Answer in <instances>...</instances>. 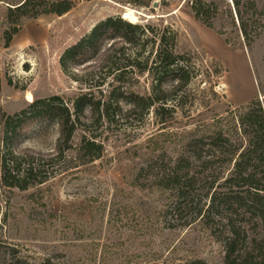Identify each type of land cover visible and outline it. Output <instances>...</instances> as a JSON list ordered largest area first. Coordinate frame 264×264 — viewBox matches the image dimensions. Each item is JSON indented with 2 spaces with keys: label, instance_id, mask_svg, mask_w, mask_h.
<instances>
[{
  "label": "rangeland",
  "instance_id": "rangeland-1",
  "mask_svg": "<svg viewBox=\"0 0 264 264\" xmlns=\"http://www.w3.org/2000/svg\"><path fill=\"white\" fill-rule=\"evenodd\" d=\"M254 1L264 7V0ZM187 3L158 0L157 8L151 5V11L113 0H77L63 15L23 20L10 44L1 46L0 108L6 113L20 111L35 98L59 96L67 100L89 92L102 99L113 88L117 89L114 96L120 110L115 108L113 97L109 109L114 113L112 122L101 119L91 123L85 111L83 119L90 132L103 143L100 158L76 171L65 170L27 191L0 189V264H7L13 252L30 261L52 257L58 262L81 264L88 258L83 263L87 264L94 259L89 250L95 244L99 245L96 264L103 249L104 264H193L197 259L204 264H224L218 219L201 218L196 207L181 211L169 208L167 193L156 189L150 178L140 177L136 185L131 183L133 173L149 158L163 160L165 165L185 154L182 145L187 131L201 130L203 121L226 116L264 93V33L247 49L224 12L220 11L223 18L217 23V27L223 24L224 33L219 34L197 22ZM218 3L222 9L231 6L230 0ZM123 7L147 14L143 17L137 13L135 23L150 24L154 32L148 33L153 39L146 41L138 31L131 36L132 45L116 42L115 50L121 47L116 65L131 69L128 56L132 58L133 46L144 47L140 58H148L150 65L158 47L157 34L169 36L170 29L176 32V50L186 55L193 71L190 83L179 94L180 107L173 117L163 114L164 123L152 109L139 122L124 115V87L111 77L104 78L106 71L99 69L102 62L97 55L69 69L60 64V56L68 47L99 21L121 16ZM5 9L6 3L1 2L0 17ZM137 80L132 87L135 91L149 85L146 74ZM258 84L263 91H258ZM171 85L167 82L164 86ZM172 103L168 101L166 106ZM57 131L56 123L46 120L31 128L17 147L48 152L54 147ZM33 192L37 195H30ZM200 199L203 203L202 191L195 198ZM113 209L124 212L116 222L109 216Z\"/></svg>",
  "mask_w": 264,
  "mask_h": 264
},
{
  "label": "trees",
  "instance_id": "trees-1",
  "mask_svg": "<svg viewBox=\"0 0 264 264\" xmlns=\"http://www.w3.org/2000/svg\"><path fill=\"white\" fill-rule=\"evenodd\" d=\"M113 1L151 8L155 0ZM1 2L6 3V9L4 16L0 17V48L10 44L23 20L50 14L63 15L75 6L77 0ZM187 2L194 19L219 34L224 33L223 24L217 27L219 17L223 18L220 11L224 12V17L242 36L247 49L264 33V7L258 6L254 0H230L231 6L226 5L223 9L218 2L224 3V0ZM138 31L145 35L146 41L153 39L148 37L150 31L154 32L150 24L142 26L121 16H109L68 47L60 56V64L69 69L83 65L97 55V60L102 62L99 69L106 71L104 78L111 77L113 82L124 87V91L121 89V98L126 101L124 115L139 122L152 109L164 123L163 114L169 113L173 117L180 107L179 94L190 83L193 71L186 55L176 50V32L170 29L169 36L165 32L157 34L158 47L150 65L148 58H140L145 51L143 46H133L135 52L132 58L128 56L131 69L128 65L123 68L116 65V60L121 59V47L115 50V43L122 41L132 45L131 36ZM145 74L149 85L135 91L132 87L137 84V78ZM167 82L172 83L171 88H165ZM257 88L259 92L263 91L260 84ZM116 90L113 88L102 99H95L89 92L67 100L59 96L35 98L13 114L0 108V189L27 191L47 183L65 170L76 171L79 166L100 158L103 143L90 132L83 118L87 110L91 123L101 119L112 122L114 113L110 114L109 109L113 97L115 108L120 110L118 97L114 96ZM261 95L228 111L226 116L203 121L199 126L201 130L185 131L182 145L185 154L166 161L165 165L161 164L163 160L149 158L133 173L131 182L136 185L140 177L150 178L156 189L167 193L169 208L181 211L196 207L201 218L218 219L224 264H264V93ZM168 101L174 103L166 106ZM46 120L54 121L58 129L53 149L42 152L31 147H17L31 128ZM198 191L203 192V203L201 199L195 200ZM9 200L7 196L5 203L8 204ZM123 214L119 209L109 212L113 222ZM98 248V244L90 248L89 253L94 259L87 264L97 263ZM105 262L106 249H103L98 263ZM7 264L67 263L52 257L30 261L13 252ZM193 264L204 262L197 259Z\"/></svg>",
  "mask_w": 264,
  "mask_h": 264
},
{
  "label": "bare ground",
  "instance_id": "bare-ground-1",
  "mask_svg": "<svg viewBox=\"0 0 264 264\" xmlns=\"http://www.w3.org/2000/svg\"><path fill=\"white\" fill-rule=\"evenodd\" d=\"M140 14V13H139ZM123 19L130 21L131 23H135L138 21V14L135 10L131 8H126L123 13L121 14Z\"/></svg>",
  "mask_w": 264,
  "mask_h": 264
},
{
  "label": "water",
  "instance_id": "water-1",
  "mask_svg": "<svg viewBox=\"0 0 264 264\" xmlns=\"http://www.w3.org/2000/svg\"><path fill=\"white\" fill-rule=\"evenodd\" d=\"M158 6V1L155 0L153 3H152V8H157ZM123 9H125V7H123ZM137 13H140V15H142L143 17H147V14L139 11V10H135Z\"/></svg>",
  "mask_w": 264,
  "mask_h": 264
}]
</instances>
